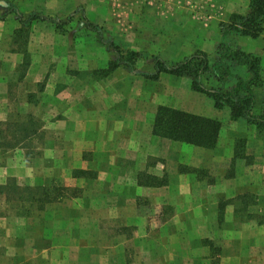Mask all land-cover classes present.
Listing matches in <instances>:
<instances>
[{"label":"crops","instance_id":"crops-1","mask_svg":"<svg viewBox=\"0 0 264 264\" xmlns=\"http://www.w3.org/2000/svg\"><path fill=\"white\" fill-rule=\"evenodd\" d=\"M248 4L249 0H235L228 12L219 5L200 21L194 17L204 29L199 34L191 30L193 34L186 39L161 30L151 36L148 47H124L141 53L143 59L136 63V70L147 73L153 71L152 55L169 62L200 50L211 61L220 37L219 24L232 13L244 12ZM18 24L14 27L19 28ZM50 26L43 29L45 35L32 30L20 48L12 37L14 28L6 31L7 41L14 46L4 49L0 56V110L15 105L32 108L28 113H40L41 128L47 135L41 148L47 169H54L50 167L57 160L55 171L65 187H80L82 198L89 193L96 201L107 202L108 217L137 237L136 245L142 252L147 251L146 239L155 231L151 223L158 220L164 225L158 229L164 231L170 248L165 253L163 243L162 251L160 243H155L159 253L153 252L151 259H142L139 264H264V139L256 127L242 118L231 120L228 107L216 108L210 96L191 89L186 77L160 73L154 80L122 66L103 75L109 58L104 66L93 70L82 69L78 60L74 65L67 64L71 58L64 52L65 44L56 51L61 46L56 40L64 37ZM1 37L2 45H6ZM235 37L244 42V37L248 38ZM258 39L248 47L235 44L254 55V47L262 45ZM24 54L30 59L22 68ZM234 72L243 78L249 76L245 66L236 65ZM204 81L213 84L209 75ZM257 91L255 86L254 111L259 100ZM158 106L218 121L214 145L204 147L154 135L152 124ZM237 141L241 143L239 155H235ZM35 160L19 145L5 165H0V175L28 177ZM89 186L99 187L98 192L92 193ZM51 202H45L36 212L11 213L26 220L28 231L42 225V237L21 239L24 252L18 255L14 250L17 235L3 225L0 264H36L34 258L40 255L49 257L38 264H130L127 251L131 249L124 242L100 248L95 243L92 249L84 246L81 210L76 205L73 210L69 207L56 214L45 211ZM68 202L71 204L64 198L59 206ZM74 202L79 203L77 199ZM146 202L153 207L141 210L139 204ZM163 205L175 208L165 219ZM43 210L44 220L40 222L33 216ZM105 248L106 252L100 251ZM212 249L218 252L215 259L210 254ZM54 251H58L57 257L51 258Z\"/></svg>","mask_w":264,"mask_h":264},{"label":"rangeland","instance_id":"rangeland-1","mask_svg":"<svg viewBox=\"0 0 264 264\" xmlns=\"http://www.w3.org/2000/svg\"><path fill=\"white\" fill-rule=\"evenodd\" d=\"M176 1H178L179 7L178 11L175 12ZM238 1L240 3L244 0ZM2 2H4L5 5L2 4ZM7 3L14 5L21 12L27 13L29 11H37L40 14L52 16L64 22H66L65 20H67L66 18L68 15L73 14L72 19L69 22L67 21L68 23L62 24L59 28L54 27L50 22L42 24L44 27L39 24L41 21L34 22L31 27L28 28L29 34L27 40L32 30H34L37 35H45L46 31L43 29H51L52 27L50 25H52L56 33L64 37L63 40H56L61 44L59 48H56V51H60L62 44H65L66 50L64 52L71 58V60H69L67 57V64L71 63L74 65V61L78 60L79 64L81 63L82 69L93 70V68H101L105 65L109 58V53L106 52L103 46L96 40L95 35L85 28L82 24V17L104 28L105 31L103 32L111 37L121 48L125 49V44H130V47L133 49H141L148 47V40L156 31H159L158 34L161 33V30L175 32L178 33L179 38L185 37V39L188 34H193L191 30H194L198 34L201 33L204 26H202L200 22L194 21V17L200 21L204 19L211 10L214 9V11H216L219 5H224L225 11L228 12L230 6L234 5L235 0H0V6L2 7H5ZM239 9L243 11L242 6L239 7ZM4 10L5 9L0 7V13L4 12ZM194 22L195 25H193ZM17 24V18L13 11L7 13L4 20H0V56H2V51H7L6 48L14 46L7 41L6 37L8 34L5 33L6 31L14 28V30H12V37L14 36L15 46L18 48L26 41L25 35H14L15 29L17 28L14 26H17ZM34 24L36 25L33 28ZM172 24H174L173 27L171 26ZM177 24L179 27H177ZM1 36H4L6 45H2L1 38L3 37ZM249 38L250 37H244V39H246V42H244L241 39H236L235 36H231L229 41L232 46L238 47L235 43L240 42L241 44H246L248 47V44L252 43V41L257 40V38H259L258 40L261 39L259 42L262 45L260 47H254V55L258 57L260 66L259 83L256 85L258 89L257 96L259 98L258 106L255 109V111H257L264 109V29L261 31L260 36L258 35V37L250 38L251 41L247 43V39ZM27 58L30 59V55ZM58 63L61 65V62ZM16 71L18 72V70ZM19 71L24 72V70ZM209 82V80H206L207 84H209ZM194 94L198 93L194 92ZM15 102L17 101L15 100ZM28 111H33V109L15 105L0 110V117L4 118V120L6 118L5 121L0 120V165H5L12 155V151L19 145L25 149L29 157L32 158V155L36 157L35 163L33 164V171L31 170L29 172L28 177L23 178L2 174L0 175V186L5 185L11 178H14L19 186H28L30 188L44 186L48 188L52 196L56 195L57 197L58 195L60 197L57 199L55 198L56 200H52L53 202L50 203V207H47V209L45 206L44 210L47 212L52 211L56 214L59 210H69V207L71 208L70 210H73L78 206L82 212V244L91 249V245L95 243L94 246L100 248V246L107 247L113 242H124V244L128 246V249H131L127 251V254L130 255V257H128L130 264H139V261L142 259H151L153 252L158 254L159 251L154 249L155 243L158 244L162 242L164 245V252L168 251L170 248L168 238L164 235L162 229H158L159 226L162 228L164 225L159 224L158 220L151 223L152 231H155L153 234L151 232L150 236L146 239L147 251L142 252L138 250V246L136 245L138 244L137 237L132 233L123 231L125 225L118 224L108 217L109 204L107 202L96 201V198L93 195L90 197L89 193L85 198H82L84 192L80 187H65L63 178L59 176V172L55 171L57 160L51 164L52 167L50 168L54 169H47L48 164L46 166V163H44L41 148H43L47 135L45 130L41 128L40 113H28ZM259 133L264 139V132ZM73 163H75V160H73ZM87 190L89 191V188H87ZM91 190L92 193H96L99 187L91 188ZM91 190L89 192H91ZM4 195V193H0V216L5 217H0V228L6 225L14 230V234L17 235L16 239H18L15 243L14 250L16 254L22 255L24 247H22L20 240L25 237H33L35 239L42 237L40 236L41 229H39L42 225L28 231V224L26 220L24 221V218L11 215L13 212H36L38 205L33 202L28 206V202H16L14 198L6 201ZM64 198H69L71 204L68 202L65 206L61 207L59 206V202ZM74 199H77L79 203L76 204ZM139 205L141 210L143 208L147 210L153 207L154 204L146 202ZM153 209L154 208H152V210ZM161 209L163 210L162 218L164 219L165 216H170L171 213L175 211L173 206H171V208H164L163 205ZM179 209L182 210L181 207H179ZM44 210L33 217L43 222ZM100 251L106 252L107 249H100ZM92 253L94 254L93 250ZM217 253L218 252L214 249L210 251L211 257L214 259ZM57 254L58 251H54L51 258H56ZM48 257V255H40L35 257L34 261L38 264ZM0 258H3V255L0 256ZM163 259H166V257L164 256Z\"/></svg>","mask_w":264,"mask_h":264},{"label":"trees","instance_id":"trees-1","mask_svg":"<svg viewBox=\"0 0 264 264\" xmlns=\"http://www.w3.org/2000/svg\"><path fill=\"white\" fill-rule=\"evenodd\" d=\"M0 7L5 9L4 12L0 13V20H4L7 13L11 11L15 13L20 27L15 29L14 35L27 36L28 28L34 21H47L59 28L73 17V14L68 15L66 22H64L37 11L21 12L10 3H7L5 7ZM82 21L85 28L95 35L96 40L105 47L110 55L106 67L103 68V75L118 66H122L130 72L154 80L158 78L160 73L186 77L190 81L191 89L210 96L216 108L228 107L231 120L242 118L247 123L254 125L259 132H264V110L259 113L254 111L256 102L254 87L259 83L260 78L259 59L252 53L244 52L239 47L232 46L227 40L232 35L255 38L261 33L264 29V0H249L248 7L244 12L232 13L226 21L219 24L220 37L214 45V57L211 61L207 54L200 50L169 62L158 55H152L150 59L153 63V71L150 73L136 70V63L143 59L140 52L121 48L103 32L105 31L104 28L87 21L85 17H82ZM28 60L27 55L24 54L20 66L24 68ZM236 65L245 66L249 76L243 78L236 74L234 72ZM205 75H209L213 79V84H205ZM219 126V122L211 118L167 106H158L154 115L152 133L178 141L210 147L216 141ZM241 143L236 142L235 155H239L237 148H240ZM0 193L5 194L4 199L6 201L14 198L16 202H28V206L34 202L38 207L56 198V195L52 196L49 189L44 186L39 188L19 186L14 178L0 186Z\"/></svg>","mask_w":264,"mask_h":264},{"label":"water","instance_id":"water-1","mask_svg":"<svg viewBox=\"0 0 264 264\" xmlns=\"http://www.w3.org/2000/svg\"><path fill=\"white\" fill-rule=\"evenodd\" d=\"M2 4H4V5H5V3H4V2H2Z\"/></svg>","mask_w":264,"mask_h":264}]
</instances>
